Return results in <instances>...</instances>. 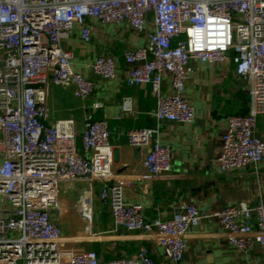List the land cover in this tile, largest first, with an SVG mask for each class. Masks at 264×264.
I'll use <instances>...</instances> for the list:
<instances>
[{
	"label": "built area",
	"instance_id": "1",
	"mask_svg": "<svg viewBox=\"0 0 264 264\" xmlns=\"http://www.w3.org/2000/svg\"><path fill=\"white\" fill-rule=\"evenodd\" d=\"M90 19L125 22L143 46L124 53L131 65L129 86L150 85L157 103L155 127L132 129L128 143L148 147L142 165L148 179L168 174L170 150L159 139L164 121L192 122L195 110L183 96L194 68L191 60L221 62L235 51V73L250 96L246 114L228 117L218 163L222 171L257 165L264 159V140L256 123L264 113V0H0V264H156L145 245L132 257L102 261L95 250L69 247L53 215L61 216L65 184L85 182L74 210L93 228V188L101 183L100 201L109 207L114 229L155 231L163 250L161 264H181L185 239L201 214L194 204H180L169 220L148 221L143 207L125 199L133 176L115 174L110 125L91 113L83 120L82 149L73 118L50 122V85L73 87L82 102L96 83L72 68L73 53L63 46L77 29L92 40ZM109 53L99 55L93 72L116 76ZM171 76V91L163 92V76ZM102 103L93 102L99 109ZM122 113L134 112V101L123 98ZM232 245L247 251L254 243L263 252L264 199L256 205L240 202L214 213Z\"/></svg>",
	"mask_w": 264,
	"mask_h": 264
},
{
	"label": "crops",
	"instance_id": "2",
	"mask_svg": "<svg viewBox=\"0 0 264 264\" xmlns=\"http://www.w3.org/2000/svg\"><path fill=\"white\" fill-rule=\"evenodd\" d=\"M89 23L92 25L91 42H84L77 29L63 41V46L73 53L72 68L95 81L94 92L82 102L74 96L73 87L50 85L47 96L50 122L75 119L77 145L82 149L85 116L91 113L95 119L108 120L110 143L114 149V173L133 176V185L126 188L125 199L141 204L146 220H169L180 204H194L198 208L202 218L199 225L188 230L181 264L260 263L263 260L261 247L254 243L244 251L232 245L214 216L216 211L229 205L246 202L253 206L264 199V159L257 165L228 171H222L217 160L228 117L246 114L250 105L245 82L235 73V51H229L221 62L191 60L194 72L183 96L194 107L195 119L186 123L164 121L160 124L159 139L170 150L171 169L168 174L148 179L142 162L149 148L129 145L127 134L132 129L158 125L154 116L157 100L150 85H127L125 79L131 65L124 58L127 50L145 45L146 35L134 33L125 22L105 24L90 19ZM104 53L112 55L117 63L116 76L112 79H104L92 70L95 59ZM170 91L171 76L165 74L163 92ZM125 97L133 99V113H122ZM93 102L102 103V107L92 108ZM256 135L264 140V113L257 118ZM85 188V182H74L65 184L61 191V200L66 204L61 216L53 215V218L62 229L66 245L80 248L83 243H88L85 248L99 249L102 261L135 255L139 246L145 245L156 264H161L164 255L157 232L114 229L111 211L99 199L101 183L98 181L93 188L96 237L92 239L94 236L85 231L84 236L80 234L84 222L73 203L80 199ZM63 215H68L70 226L61 221Z\"/></svg>",
	"mask_w": 264,
	"mask_h": 264
},
{
	"label": "rangeland",
	"instance_id": "3",
	"mask_svg": "<svg viewBox=\"0 0 264 264\" xmlns=\"http://www.w3.org/2000/svg\"><path fill=\"white\" fill-rule=\"evenodd\" d=\"M76 203L77 202H75V203H73V207H74V205H76ZM64 204H66V202H64ZM64 221L65 223H63V224H66L67 226H70V222H71V220L69 221L68 220V215H63L62 216V218H61V221ZM85 228H86V225L83 223L82 224V227L80 228V234H82L83 236H84V231H85ZM92 236H94V237H92V239H94L96 236L95 235H92ZM86 238V237H85ZM86 239H89V238H86ZM89 242V241H88ZM86 244H88V243H86ZM86 244H82V245H80V247H82V248H85V246H87V248H88V245H86ZM84 246V247H83ZM79 248V247H78ZM87 248H85V249H87ZM90 248V247H89ZM92 250V249H91Z\"/></svg>",
	"mask_w": 264,
	"mask_h": 264
},
{
	"label": "trees",
	"instance_id": "4",
	"mask_svg": "<svg viewBox=\"0 0 264 264\" xmlns=\"http://www.w3.org/2000/svg\"><path fill=\"white\" fill-rule=\"evenodd\" d=\"M96 250L98 251V252H97V251H96V252H97V253H99V249H96ZM132 256H134V255H131V256H127V257H132Z\"/></svg>",
	"mask_w": 264,
	"mask_h": 264
}]
</instances>
